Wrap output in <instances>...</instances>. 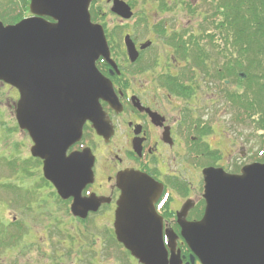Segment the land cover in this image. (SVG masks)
Segmentation results:
<instances>
[{"label": "water", "instance_id": "95a60500", "mask_svg": "<svg viewBox=\"0 0 264 264\" xmlns=\"http://www.w3.org/2000/svg\"><path fill=\"white\" fill-rule=\"evenodd\" d=\"M91 2L30 0L33 17L14 25L0 22V81L18 91L16 122L33 143L31 155L43 160L44 178L62 199L73 198L71 212L82 218L101 204L94 195L80 194L91 182L92 160L88 149L69 156L66 151L80 140L85 121L103 135L99 100L110 106L115 102L110 82L95 65L99 58L112 62L102 26L91 21ZM111 11L123 18L131 15L119 0H113ZM126 44L134 56L132 45ZM202 175L201 220H181L187 206L179 214L183 239L193 255L200 264H264V163L245 165L238 174L207 167ZM118 187L117 241L141 264H167L154 208L160 187L146 175L128 172L119 175ZM168 247L174 254V238ZM170 263L180 264L178 256L172 255Z\"/></svg>", "mask_w": 264, "mask_h": 264}, {"label": "flooded vegetation", "instance_id": "af4514ba", "mask_svg": "<svg viewBox=\"0 0 264 264\" xmlns=\"http://www.w3.org/2000/svg\"><path fill=\"white\" fill-rule=\"evenodd\" d=\"M19 2L24 12L22 18L31 17L30 0ZM105 2L111 4L110 0ZM135 4L136 1L129 4L132 16L129 19L115 16L117 24L112 27H109L105 12L101 10V23L115 67L101 59L98 68L111 81L116 99L113 106L100 101L104 113V134L98 135L86 121L80 141L66 152L68 155L72 151L90 149L87 153L92 160L91 182L84 185L81 194L101 197V204L97 212L89 214L85 221L71 218L81 226L88 223L87 228L97 239L114 238V212L120 194L118 177L132 171L146 174L162 185L155 208L167 258L172 255L169 239L174 238L182 264H186L191 253H186L179 214L187 206L181 220L194 222L201 218V171L205 166L228 169L222 164L223 160L229 166L228 170H234L236 165L232 153L225 158L224 152L214 148L210 142L219 124L215 111L218 95L202 97V88L197 83L200 74L204 73L197 59L191 58L190 50L184 57V43L190 36L198 35L205 25L189 21L188 9L182 6L173 11L182 12L187 20L185 23H178L177 18L172 22L168 16L172 15L170 8H155L149 12ZM190 10L202 11L200 7ZM126 41L132 45L133 57L129 55ZM208 67L212 69V66ZM217 82L216 78L210 77L209 84L217 86ZM216 88L220 95L219 88ZM205 112L214 114L205 117ZM39 165H42V160H39ZM191 171L197 173L196 183L189 177ZM70 202L71 199L68 200ZM109 244L112 243L105 241L101 245V249L105 245L103 251L106 256L112 250ZM118 250L121 258H114L112 263H125L126 255L127 264L138 263L122 248ZM108 257L105 260L108 261ZM194 264L199 262L195 259Z\"/></svg>", "mask_w": 264, "mask_h": 264}, {"label": "rangeland", "instance_id": "374dc122", "mask_svg": "<svg viewBox=\"0 0 264 264\" xmlns=\"http://www.w3.org/2000/svg\"><path fill=\"white\" fill-rule=\"evenodd\" d=\"M102 10L105 12L106 21L109 27L117 24L116 17H114L109 8L111 4L103 2ZM126 3L129 1H136L135 6L144 7L149 12H153L156 8L151 1L144 2L143 0H123ZM177 0H174V3ZM192 1V0H191ZM196 6H204L203 0H193ZM170 20L173 18L178 19V23L185 22L183 13L177 11L172 15H168ZM173 22V21H172ZM219 63V62H218ZM199 87L202 88V97L207 94L218 95L219 101L215 108L216 116L219 118V124L216 134L210 137V142L214 148H219L224 152L225 158L228 154L233 155V160L238 166L250 163L257 154V138L255 131H252L250 127L238 126L232 123L230 115L232 112L228 106L222 100L224 92H230L236 89V83L230 81L224 89L222 82H217V86L209 84V81L203 79L200 75ZM221 90L220 95L215 88ZM216 88V89H217ZM18 99V93L15 89L0 82V225L1 228H5L6 221L21 222L19 219L23 213L22 206L13 200V195L21 194L22 187H30L32 184L40 183L39 179L30 178L28 180L23 179L22 174L18 172L13 166L6 169V163L9 157L19 156V153H29L32 147V142L26 132H21L17 128V132L10 133L16 126L15 121V104ZM225 111V112H224ZM214 112H205V117H212ZM254 143L256 145H254ZM231 155V156H232ZM242 156V157H241ZM225 168L229 169V166L225 164V160L222 161ZM229 172V170H228ZM191 180L196 183L197 173L192 172L189 176ZM11 187V189H10ZM17 188L18 193L14 190ZM45 193V192H44ZM19 201L20 199L16 197ZM13 217L16 218L13 220ZM5 218V219H4ZM23 229L19 234L18 240L12 246H7L0 249V264H122L107 261L103 259L104 254L103 242L107 241L114 245L112 238L108 239L102 237L99 239L98 247L93 245V242L97 240L94 234H91V230L82 228L75 224L72 218L66 219L63 208L57 203L55 204L52 199H46L44 202H39L36 215L31 218L30 221H26L22 217ZM13 225L9 222L7 224L8 230H13ZM77 228V229H76ZM84 238L78 236V230L84 231ZM97 230L98 227H97ZM93 241V242H92ZM86 244V245H84ZM110 245V244H109ZM88 248L83 251L79 258H74L73 250L78 253L81 248ZM95 247V254L92 255L91 248ZM96 258L98 260H96ZM135 260V259H134ZM104 261V263H100ZM131 262V261H130ZM126 264V263H123ZM138 264V263H133Z\"/></svg>", "mask_w": 264, "mask_h": 264}, {"label": "trees", "instance_id": "16d2710c", "mask_svg": "<svg viewBox=\"0 0 264 264\" xmlns=\"http://www.w3.org/2000/svg\"><path fill=\"white\" fill-rule=\"evenodd\" d=\"M204 1L213 9L210 15L211 23L218 24L213 29L219 32L220 42L216 43L214 37L204 36L203 39H206L205 43L208 45L201 46L196 42L194 55L198 56L205 68L206 60L214 54V59H219L220 62L217 77L220 80L232 78L236 83L233 92L225 93V101L235 110L237 123L245 124L248 121V127L257 132V154L253 160L264 162V0ZM160 2L163 3L164 0ZM162 3L160 5L168 6ZM188 6L191 7L192 4L188 3ZM96 9L99 10V7L94 3L90 9L94 21L99 12ZM21 13L20 9H14L10 13L2 14L1 19L5 22L6 20L15 22L21 18ZM238 72H244L246 78L240 80ZM35 161L28 158L22 163L21 171L20 166L15 168L21 172L23 179L32 178L36 168ZM8 166L13 167L9 163ZM39 182L27 188L22 187L21 194L14 195L20 199L17 202L30 201L34 207H39L40 200L43 202L48 198L56 200L47 182L43 179ZM14 190L18 193L16 187ZM56 203L65 205L60 199H57ZM65 210L67 212V207ZM17 240L15 233L6 232L0 225V249L14 245Z\"/></svg>", "mask_w": 264, "mask_h": 264}]
</instances>
